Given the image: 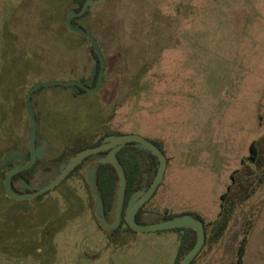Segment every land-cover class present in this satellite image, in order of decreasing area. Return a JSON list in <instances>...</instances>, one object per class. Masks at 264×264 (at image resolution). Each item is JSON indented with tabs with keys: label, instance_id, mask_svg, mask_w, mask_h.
<instances>
[{
	"label": "rangeland",
	"instance_id": "obj_1",
	"mask_svg": "<svg viewBox=\"0 0 264 264\" xmlns=\"http://www.w3.org/2000/svg\"><path fill=\"white\" fill-rule=\"evenodd\" d=\"M70 12L72 0H0V168L7 154L29 150L25 97L34 83L97 81L90 43L66 25ZM81 22L100 44L104 78L95 92L50 86L35 94L41 164L32 187L51 182L78 148L138 134L167 158L143 223L192 212L210 237L224 203V235L204 244L195 264H237L245 228L243 264H264V0H104ZM4 109L14 117L7 135ZM106 159L92 155L56 189L22 203L8 200L0 175V264H52L51 256L53 264H174L178 232L120 226V197L109 217L99 213L93 175ZM153 180L148 173L144 191ZM41 231L54 239L40 240ZM35 234L43 256L24 254L33 246L22 239Z\"/></svg>",
	"mask_w": 264,
	"mask_h": 264
},
{
	"label": "water",
	"instance_id": "obj_2",
	"mask_svg": "<svg viewBox=\"0 0 264 264\" xmlns=\"http://www.w3.org/2000/svg\"><path fill=\"white\" fill-rule=\"evenodd\" d=\"M103 1L104 0H88L79 11L70 12L66 19V25L68 29L77 35H81V36L88 38L95 49V52L100 60V69H99L96 85L94 87H90L87 83L80 82L78 80L54 79V80L36 82L34 85H32L28 89L25 105H26V110H27L30 123H31V129H30L31 158L29 161H25L24 165L13 168L7 173L4 179V190L7 196L14 200H25V199L35 198L38 195H41L43 193H46L47 191H50L56 188L88 156L97 154L100 152L108 151L107 159L100 163L111 162L118 169L119 185H118V191H117V198L120 197V200H121L120 206L122 210L123 191L125 187V176L116 158V151L121 146L126 145L130 142L138 143L140 147L147 149L148 151H150L152 154H154L158 158L159 167H158L157 173L154 174V180L152 181L150 186L145 191L144 189H142L132 196L131 203L127 210V214H126L127 222L130 225L131 229L137 232L170 230V229H175V228H180V227H187V228H192L196 230L197 231V241L195 245L185 254V256L179 262V264H190L194 260V258L200 253V251L202 250L206 242L205 224L201 220L196 218L194 215L185 214V215L175 216L170 219H164L154 224H140L137 222L136 217H137L138 211L155 194L156 190L158 189L160 183L162 182L164 178L166 166H167V158L164 152L162 151V149L158 145H156L153 141L148 140L138 134H119L118 136L109 135L108 137L104 139L102 144H99L97 146H90V147H87L81 150L76 155L72 156L70 161L66 165H63L62 167L63 169L59 173V175H57L51 182H49L48 184L44 185L43 187L37 189L36 191L32 193L18 194V193H15L11 187V179L14 176V174L31 167L34 164L35 159H36L37 122H36V117L32 109V96L34 92L40 88L57 86V85L68 86V87H80V88L85 89L88 92H95L98 90V88L102 84L106 62L102 54L100 44L98 40L96 39V37L90 31L74 26L73 19L75 17H79L83 15L85 11L90 8V6L96 5ZM8 156L9 154H7V157ZM93 182L96 188L97 197H98V201L100 204L99 213L103 214L100 197H99L98 190L95 184V174L93 175Z\"/></svg>",
	"mask_w": 264,
	"mask_h": 264
},
{
	"label": "trees",
	"instance_id": "obj_3",
	"mask_svg": "<svg viewBox=\"0 0 264 264\" xmlns=\"http://www.w3.org/2000/svg\"><path fill=\"white\" fill-rule=\"evenodd\" d=\"M87 1L88 0H72V5L74 7V10L79 11ZM89 10L90 8L87 9L82 16L74 18L73 25L76 27L82 28L84 30H87L82 25L81 21L89 13ZM75 35L79 39L85 40L86 42L90 43L91 54L97 63V76H98L99 69H100V60L95 52L93 45L91 44L88 38L81 36V35H77V34ZM96 79L97 78H95V80ZM78 81L85 83L84 79H81ZM94 86L95 84L92 85V87ZM60 87H63V86H60ZM77 89L80 92H83V93L86 92L82 88L77 87ZM3 111H4V114L6 115V109H4ZM6 123H7L6 118H4V125H3L4 126L3 132L5 133L4 135H7ZM104 139H105V136H102L90 146H97L99 144H102ZM153 142L160 147V145L157 142L155 141ZM87 147L88 146L78 148L72 156L76 155L78 152H80L81 150ZM250 150H251V155L249 156V159L253 160L255 159V154H256L255 142L251 144ZM107 153L108 151H104V152L98 153V155H105ZM90 157L91 156L87 157L83 162H81L69 174L68 178L74 175L77 171H79ZM116 158L125 176V187L123 191V202H122L120 226L125 224L126 225L125 227L127 230L133 231L126 219L127 210L130 206L132 196L144 188L146 176L148 173L150 172H153L154 174L157 173L158 167H159V161H158V158L154 154H152L147 149L140 147L138 143H135V142H130L126 145L121 146L116 151ZM0 175L4 176L3 172H0ZM33 175H34V168L17 173L11 180V187L13 191L18 194L21 193V192H18V190L14 186V182L16 180L22 179L29 183ZM95 184H96L98 194L100 197L103 215L105 217H108L112 214L115 208L116 200H117L119 174H118V169L116 168V166L112 164L111 162L99 163L96 167V172H95ZM26 190L28 191V189ZM227 193L228 192L223 194L222 197L225 198L227 196ZM143 209H144V205L140 208V210L137 213V217H136L137 222L140 224H144L141 221ZM185 214L194 215L196 218L201 220L205 224L206 235H207L208 227L204 219L201 216H199L198 214H194L192 212H184L180 215H185ZM230 214H231L230 208H227L225 204L222 203L221 210L219 212L218 217L211 223L213 232L210 237L206 236L205 245L210 240L212 241V243H217L220 240V238L224 235V232L227 228L228 222L230 220ZM180 215H176L173 213H165L164 219H170V218H173L175 216H180ZM170 230L176 231L180 234L178 251H177V255H176L175 263H174V264H179L181 259L185 256V254L195 245L197 241V231L192 228H187V227H180V228H175V229H170ZM249 234H250V229L245 228L243 235L241 237V240L239 242L237 252H236L237 264H243L244 262V256L246 254L247 245L249 241ZM5 250L6 252L14 254L13 251L11 250L9 251L7 248ZM200 253L194 258V260L190 264H195L196 258L200 255Z\"/></svg>",
	"mask_w": 264,
	"mask_h": 264
},
{
	"label": "flooded vegetation",
	"instance_id": "obj_4",
	"mask_svg": "<svg viewBox=\"0 0 264 264\" xmlns=\"http://www.w3.org/2000/svg\"><path fill=\"white\" fill-rule=\"evenodd\" d=\"M82 16V15H81ZM80 17V16H79ZM75 18H77V17H75ZM98 77V76H97ZM96 83H97V81H96ZM96 83H95V85H96ZM35 84V83H34ZM33 84V85H34ZM57 86H61V85H57ZM64 88L66 87V88H69L68 86H63ZM45 88V87H44ZM80 88V87H79ZM40 89H42V88H40ZM40 89H38V90H36L35 92H34V94H33V96H32V109H33V113H34V115H35V117H36V122H37V136H38V123H40V121H41V118H40V113L39 112H36L35 110H34V97H35V94L40 90ZM83 89V88H82ZM85 90V89H84ZM11 91V90H10ZM9 91V92H10ZM86 91V90H85ZM86 92H88V91H86ZM7 93L8 92H6V96H7ZM27 95V94H26ZM8 100V98L6 97V103L8 102L7 101ZM25 101H26V97H25ZM6 106H7V104H6ZM7 107H9V106H7ZM7 109H9V108H7ZM25 110H26V105H25ZM10 112L9 111H7L6 110V126H9V125H11V121L13 122V120H14V117L13 118H11V120H10V117L8 116V114H9ZM26 114H27V116H28V113H27V110H26ZM28 118H29V116H28ZM56 119H59V118H56ZM55 119V120H56ZM50 120H54V119H52V118H50ZM29 122H30V119H29ZM54 121H52V123H53ZM30 129H31V123H30ZM39 153H38V149H37V137H36V159H35V162H34V164L31 166V167H29V168H27V169H24V170H22V171H26V170H29V169H32V168H34V175H33V177L30 179V182L28 183V182H26V181H24V180H22V179H20V180H16L15 182H14V186L16 187V189L18 190V192H20L19 191V189H20V187L18 186V184L17 183H19V184H21V188L24 190V192H21V193H19V194H26V193H32V192H34V191H36L37 189H35V188H33L32 186H34V184H35V182H34V179H35V176H36V172H37V170H38V167H39V165L41 164V159H40V157H39V155H38ZM98 154V153H97ZM94 155V154H93ZM90 156H92V155H90ZM89 157V156H88ZM30 158H31V151H30V139H29V150L27 151V152H25L24 154H22V155H12V154H10L8 157H7V155H6V163L3 165V167L0 169V172H3V174H4V177H3V188H4V179H5V176L7 175V173L10 171V170H12L13 168H16V167H18V166H22V165H24L25 164V161H29L30 160ZM86 159V158H85ZM84 159V160H85ZM83 160V161H84ZM82 161V162H83ZM48 168H50V167H48ZM22 171H19V172H22ZM19 172H17V173H19ZM16 173V174H17ZM16 174H14V176L16 175ZM13 176V177H14ZM69 176V175H68ZM68 176L58 185V186H60L66 179H68ZM12 177V178H13ZM70 178V177H69ZM12 180V179H11ZM57 186V187H58ZM43 187V186H42ZM56 187V188H57ZM56 188H54V189H56ZM26 189H28V191L26 190ZM21 190V189H20ZM53 190V189H52ZM30 191V192H29ZM51 191V190H50ZM49 191H47L46 193H43V194H41V195H38L37 197H35V198H32V199H39V197H41L42 195H45V194H47ZM6 193V192H5ZM7 195V194H6ZM8 197V196H7ZM32 199H25V200H14V199H11V198H9L8 197V200H11V201H17V202H23V201H27V200H32ZM24 205H25V203H23ZM109 217V216H108ZM107 218V217H106ZM141 221H142V219H141ZM143 222V221H142ZM117 230V229H116ZM41 232H43V231H41ZM37 234V233H36ZM36 234H35V236L33 237V238H26L25 236H24V239H22V243H24V244H26V242H31L32 243V249H28L29 251H26V252H24V254L25 255H28V256H30V255H33V254H37V255H39V256H43V254H41V253H39L38 251H37V248H36V246H35V244L33 243V240L34 239H38L37 237H36ZM33 239V240H32ZM44 239H46V241L48 242L49 240H53L54 239V235H52V234H50L49 232H43V236H42V238L40 239V240H44ZM34 249V250H33ZM56 254V249L54 248L53 249V251H52V255H55ZM51 256V255H50ZM52 257V260H51V258H48V260H50L51 261V263L53 264V262H54V259H55V256H51Z\"/></svg>",
	"mask_w": 264,
	"mask_h": 264
}]
</instances>
